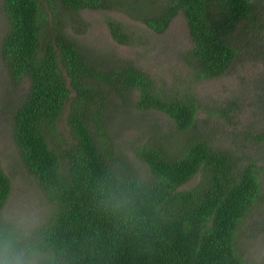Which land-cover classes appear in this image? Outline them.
<instances>
[{"label": "trees", "instance_id": "obj_1", "mask_svg": "<svg viewBox=\"0 0 264 264\" xmlns=\"http://www.w3.org/2000/svg\"><path fill=\"white\" fill-rule=\"evenodd\" d=\"M143 2L127 5L158 33L178 14L186 16L193 41L186 57L197 80L227 73L264 25V0ZM123 3L2 0L8 26L2 63L14 85L29 81L11 109V132L25 168L53 205L38 227L58 264H251L239 236L263 197L257 160L215 143L205 129L210 119L199 124L203 105L191 88L160 84L130 59L100 63L70 31L82 22L80 11ZM108 24L116 41L132 44L127 26L115 18ZM118 99L165 113L187 133L174 148L163 133L135 145L148 175L110 139L108 114ZM65 114L70 137L60 128ZM254 139L264 143V130ZM11 192L0 161V216Z\"/></svg>", "mask_w": 264, "mask_h": 264}, {"label": "rangeland", "instance_id": "obj_2", "mask_svg": "<svg viewBox=\"0 0 264 264\" xmlns=\"http://www.w3.org/2000/svg\"><path fill=\"white\" fill-rule=\"evenodd\" d=\"M123 1L117 9L80 11L82 22H77L74 26L76 31L70 29L71 33L100 63L111 58L130 59L150 72L160 84L180 90L191 88L203 105L198 115L199 124L205 117L210 119L206 123L212 129H205L215 135V143L239 155H252L264 173V143L254 139L255 134L257 137V133L264 130V25L251 44L245 48L242 46L243 54L227 73L197 80L193 78L194 65L186 57L193 48L186 16L178 14L165 32L158 33L134 16L138 13L132 8H137L134 5H141L144 0ZM129 3L132 8L128 7ZM262 9L264 15V6ZM111 18L127 26L133 34L132 44L120 43L113 38L108 24ZM7 27L0 0V43ZM28 90V80L14 85L0 55V161L12 179L11 196L1 216L13 211L23 212L40 225L49 218L53 205L44 196L35 177L25 168L11 132V109L21 102ZM226 109L231 111L224 115L222 110ZM109 113L113 144L147 175L150 173L148 165L135 155V145L150 139L154 133H163L168 145L174 148L175 143L185 141L187 135L178 130L165 113L141 111L135 103L124 104L118 99ZM227 116L230 119H226ZM60 128L65 137H70L66 114ZM198 179L196 176L188 186ZM239 240L241 250L251 264H264V183L263 197L247 217Z\"/></svg>", "mask_w": 264, "mask_h": 264}, {"label": "clouds", "instance_id": "obj_3", "mask_svg": "<svg viewBox=\"0 0 264 264\" xmlns=\"http://www.w3.org/2000/svg\"><path fill=\"white\" fill-rule=\"evenodd\" d=\"M0 264H58L34 218L13 211L0 216Z\"/></svg>", "mask_w": 264, "mask_h": 264}]
</instances>
